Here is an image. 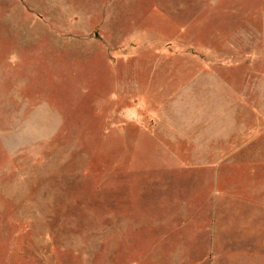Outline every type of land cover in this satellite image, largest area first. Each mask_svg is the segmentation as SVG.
Returning <instances> with one entry per match:
<instances>
[{
	"label": "rangeland",
	"instance_id": "374dc122",
	"mask_svg": "<svg viewBox=\"0 0 264 264\" xmlns=\"http://www.w3.org/2000/svg\"><path fill=\"white\" fill-rule=\"evenodd\" d=\"M263 91L264 0H0V264H264Z\"/></svg>",
	"mask_w": 264,
	"mask_h": 264
},
{
	"label": "crops",
	"instance_id": "0c3cea01",
	"mask_svg": "<svg viewBox=\"0 0 264 264\" xmlns=\"http://www.w3.org/2000/svg\"><path fill=\"white\" fill-rule=\"evenodd\" d=\"M260 85L263 86L260 82H258V83L253 82V83H251V84L249 85V87L251 86V88H252L253 90H256L257 88H260ZM253 90H252V91H253ZM263 92H264V91H263Z\"/></svg>",
	"mask_w": 264,
	"mask_h": 264
}]
</instances>
